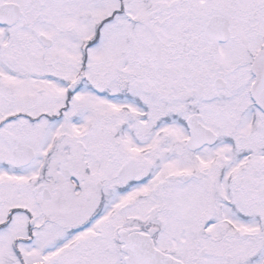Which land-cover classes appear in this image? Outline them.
<instances>
[{"label": "snow or ice", "instance_id": "obj_1", "mask_svg": "<svg viewBox=\"0 0 264 264\" xmlns=\"http://www.w3.org/2000/svg\"><path fill=\"white\" fill-rule=\"evenodd\" d=\"M0 264H264V0H0Z\"/></svg>", "mask_w": 264, "mask_h": 264}]
</instances>
